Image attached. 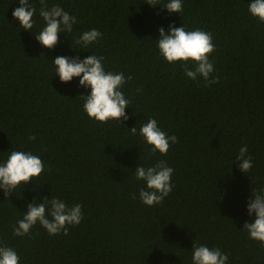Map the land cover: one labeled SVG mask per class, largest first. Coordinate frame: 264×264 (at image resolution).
<instances>
[{"label": "trees", "instance_id": "obj_1", "mask_svg": "<svg viewBox=\"0 0 264 264\" xmlns=\"http://www.w3.org/2000/svg\"><path fill=\"white\" fill-rule=\"evenodd\" d=\"M31 3L30 32L12 17L18 0H0V163L29 151L45 168L8 198L0 189V244L15 249L19 264H192L193 243L219 248L227 264H264V248L242 229L255 218L247 213L251 191L264 188V23L250 16V0H182L179 14L145 0H45L76 17L53 49L33 36L45 25L39 0ZM170 23L211 32L218 83L193 81L181 62L159 57L158 29ZM93 28L101 38L82 49L75 40ZM91 54L104 58L106 71L132 76L121 89L130 100L123 125L89 119L79 77L62 83L54 74L56 56ZM149 118L178 138L167 155L149 156L130 132ZM243 145L252 157L247 175L236 161ZM160 159L174 169V188L149 207L134 171ZM33 197L79 203L83 219L68 235L49 236L37 223L13 236Z\"/></svg>", "mask_w": 264, "mask_h": 264}, {"label": "clouds", "instance_id": "obj_2", "mask_svg": "<svg viewBox=\"0 0 264 264\" xmlns=\"http://www.w3.org/2000/svg\"><path fill=\"white\" fill-rule=\"evenodd\" d=\"M39 16L44 21V27L38 34H33L36 41L44 48L53 49L58 43L59 33H71L76 17L64 11L59 5L47 6L45 0H39ZM19 7L12 11V17L19 21V26L30 31L34 26L33 16L37 13L35 4L31 0H18ZM150 7L160 5L159 0H145ZM169 13H181L183 11L182 0H168L160 5ZM248 12L251 17L264 23V0H250ZM31 32V31H30ZM156 47L159 57L169 64L181 62L184 74L191 80L197 77L203 78L206 86L219 82V77H213L214 64L209 56L215 51L211 32L200 29L185 30L184 26L168 25L167 31L163 27L158 29ZM102 33L93 28L84 31L75 43L82 49L88 48L97 42ZM71 48V47H70ZM103 57L94 54L81 59L79 56L67 57L56 56L52 59L55 66L54 74L58 75L60 82H70L74 77H79L78 87L88 89L86 95H79L83 100V112L89 119L98 123H106L115 120L123 125L129 117L125 112L130 100L126 98L121 89L132 80V76H125L123 72L106 71L102 63ZM191 65V67H190ZM141 89L137 88V92ZM130 132L139 135L148 145L149 156H155L158 152L167 155L171 145L178 143L175 135H168L158 127L154 118L139 128L132 126ZM35 136L29 135L28 140H34ZM239 170L248 174L253 168L252 157L248 155L247 145L240 147L236 155ZM45 165L41 158L29 151H11L6 161L0 163V189L3 190L4 198H8L13 190L23 187L24 184L38 177L44 170ZM50 170V166H49ZM174 169L167 161L160 159L152 166L137 165L134 177L143 181L145 187L139 190V199L146 206L161 204L172 192L174 184L171 183ZM252 196L247 203L249 216L255 214L253 221H245L243 230L248 233V238L258 241L259 246L264 248V188L251 191ZM135 195L133 199H135ZM33 197L32 202L26 205V211L22 219L13 226V236H26L30 234L33 226L37 223L42 226L49 236L58 234L68 235L69 226L75 227L83 219L82 206L79 203L69 206L63 200L53 197L42 198L40 202ZM20 257L14 248L6 244H0V264H19ZM192 264H227L228 254L222 253L219 248H209L206 245L192 246Z\"/></svg>", "mask_w": 264, "mask_h": 264}]
</instances>
